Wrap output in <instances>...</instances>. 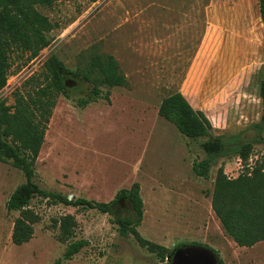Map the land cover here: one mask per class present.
<instances>
[{
	"label": "rangeland",
	"instance_id": "rangeland-1",
	"mask_svg": "<svg viewBox=\"0 0 264 264\" xmlns=\"http://www.w3.org/2000/svg\"><path fill=\"white\" fill-rule=\"evenodd\" d=\"M38 10L53 24L50 43L35 57L10 53L0 97L13 105L16 96L33 94L45 83L52 54L70 71L89 73L109 96L79 107L77 99L88 97L94 84L71 77L67 95L55 99L34 181L48 191L102 202L137 182L143 201L137 230L144 238L170 250L206 244L222 264H264V240L238 246L211 208L219 167L230 178L250 174L254 167L264 170V129L263 142L253 144L246 163L238 156L219 158L202 178L192 164L204 157L200 144L205 138L183 136L157 112L164 97L179 91L208 117L215 134L250 132L244 129L261 113L253 77L264 67L258 0H72ZM97 54L115 58L125 86L108 87L99 82L98 70L89 72ZM24 181L21 170L0 160V264H161L132 236L117 232L114 219L130 216L128 208L105 214L39 196L29 205L39 216L33 236L15 245L11 232L18 211H8L5 203ZM65 214L77 221L69 241L85 239L87 245L56 263L69 241L58 240L54 220ZM212 249L200 259L217 264ZM187 250L182 248L171 264H185Z\"/></svg>",
	"mask_w": 264,
	"mask_h": 264
},
{
	"label": "trees",
	"instance_id": "trees-1",
	"mask_svg": "<svg viewBox=\"0 0 264 264\" xmlns=\"http://www.w3.org/2000/svg\"><path fill=\"white\" fill-rule=\"evenodd\" d=\"M59 1L72 0H0V91L9 76L11 52H29L30 57H35L41 49L49 45L47 34L53 24L38 10V6L50 7ZM258 8L264 24V0H258ZM45 67V83L38 86L33 94H28L27 98L23 95L16 96L13 105L6 104L0 97V160L10 161L22 171L25 178V181L10 193L5 203L8 211H18L13 220L12 243L21 245L32 238L39 216L29 205L33 198L39 196L54 204L95 209L105 214H112L117 208H128L132 212L130 216L114 219L120 236H132L140 247L154 254L161 264L173 263L182 248L188 249L183 255L185 264H204L200 257L204 256L205 250L212 249L206 244L192 242L170 250L140 235L137 227L143 218V201L137 182L128 188L117 190L111 200L102 202L75 198L73 195L69 198V195L42 189L34 181L35 161L44 141L55 99L59 93L67 95L66 83L72 81L71 77L81 76L94 84L88 97L77 99L79 107L83 108L98 98L108 99L109 96V92L103 94L96 86L97 79L90 78L89 73L79 68L70 71L54 54L49 56ZM89 67V72L98 70L99 82L108 87L125 86L127 83L112 55L92 56ZM253 83L260 98L261 113L258 121L250 123L244 129L245 132L250 130L248 134H215L208 117L201 110H195L179 91L161 100L157 109L160 117L172 123L187 138H205L200 144L204 157L192 164L195 175L208 178L210 168L222 157L238 156L246 163L253 144L263 142L261 133L264 129V67L254 75ZM249 173L230 178L223 168L219 167L211 193L212 211L225 233L240 247H251L264 240V170L263 167H254ZM54 222L59 225L58 240L68 242L73 237L77 225L75 217L65 214ZM86 245L85 239L69 241L56 263L71 259ZM212 251L215 253L217 264H222L218 253L213 249Z\"/></svg>",
	"mask_w": 264,
	"mask_h": 264
},
{
	"label": "water",
	"instance_id": "water-1",
	"mask_svg": "<svg viewBox=\"0 0 264 264\" xmlns=\"http://www.w3.org/2000/svg\"><path fill=\"white\" fill-rule=\"evenodd\" d=\"M71 197H72V195L69 196V198H71ZM201 257H202V256H201ZM204 258L206 259V257H204ZM201 261H202L204 264H208V263H207V260H206V262H204V261L201 259Z\"/></svg>",
	"mask_w": 264,
	"mask_h": 264
},
{
	"label": "crops",
	"instance_id": "crops-1",
	"mask_svg": "<svg viewBox=\"0 0 264 264\" xmlns=\"http://www.w3.org/2000/svg\"><path fill=\"white\" fill-rule=\"evenodd\" d=\"M214 213V212H213ZM216 216V215H215ZM219 220V219H218ZM220 222V221H219Z\"/></svg>",
	"mask_w": 264,
	"mask_h": 264
}]
</instances>
